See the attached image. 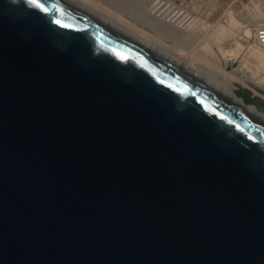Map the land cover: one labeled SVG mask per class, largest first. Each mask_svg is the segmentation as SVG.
I'll use <instances>...</instances> for the list:
<instances>
[{"label":"water","instance_id":"95a60500","mask_svg":"<svg viewBox=\"0 0 264 264\" xmlns=\"http://www.w3.org/2000/svg\"><path fill=\"white\" fill-rule=\"evenodd\" d=\"M0 264H264V128L78 0H0Z\"/></svg>","mask_w":264,"mask_h":264},{"label":"rangeland","instance_id":"374dc122","mask_svg":"<svg viewBox=\"0 0 264 264\" xmlns=\"http://www.w3.org/2000/svg\"><path fill=\"white\" fill-rule=\"evenodd\" d=\"M84 1L93 6V8L96 7L95 9L100 12L107 13L109 15L107 20L110 22L116 23L117 19L123 26L133 29L149 41L153 48L155 46H160V49L164 47V51L169 50L167 53H172L171 42L164 37L163 39L161 34L151 31L152 29L148 27V22L150 21L146 18H150L152 15L146 10L144 11L145 5L149 9L152 4L156 6L158 2L160 5L166 3L164 9H168L170 12L174 10L173 15L177 13L175 17H180L181 27L182 24L183 27L185 26L184 29L178 30V33L188 36L186 43L189 48L184 49L183 53L181 51L179 56L182 59L186 56L184 60L194 68H203L205 73L215 75L219 80L222 78L223 83L220 88H225L223 85H237L241 94L247 92L253 98L262 101L264 105V89L255 85V81H260L261 84H264V68L260 66L261 63L259 61L247 55V45L241 43L238 39L247 28L250 34H247L249 39L247 36L246 38L250 44L259 43L258 45L264 46V30H260L264 27V0H138L139 3L141 1L143 3V11H139L140 16L138 17L137 15H127L124 9L117 10L112 5H108L101 0ZM147 1L150 3H147ZM144 12H147L149 16L147 17L148 14ZM136 18L140 20L138 21ZM222 20L228 21L223 24ZM186 32H191V35H187L188 33ZM258 38L260 39L258 40ZM155 43L156 45H154ZM227 43L232 50L231 55H229L230 52H226L228 49L225 50ZM230 71L231 74L229 73ZM242 75L251 77L250 87H246L241 82L239 78H245ZM205 84L207 83L205 82ZM251 88H254L259 94H255L254 89L252 90Z\"/></svg>","mask_w":264,"mask_h":264},{"label":"bare ground","instance_id":"6f19581e","mask_svg":"<svg viewBox=\"0 0 264 264\" xmlns=\"http://www.w3.org/2000/svg\"><path fill=\"white\" fill-rule=\"evenodd\" d=\"M78 1L81 2L82 4L86 5L90 9L94 10L102 18H104L106 20H107V18H109V15H107V13L100 12L99 10L95 9L96 7L93 8V6L89 5L84 0H78ZM101 1L106 2V4H108V5H112V7L117 9V10L124 9L126 11L127 15L128 14H130L132 16L137 15V17H138V16H140L139 11H143V9H142L143 3H142V1L139 3L138 0H101ZM148 1H147V3H150ZM165 4L160 5L158 2L156 6H154V4L149 6V9H147L148 6L145 5L146 8L144 9V11L146 10L150 15H152L151 17H153L152 19H151V17L146 18V19H149V21H150V22L147 21L148 27H150V29H152L151 31H155V32L161 34L162 38L164 37L171 42L170 46H171V50L173 51L172 53H167V52H169L168 49H167L168 51H166V50L164 51V47L162 49H160L159 45H158L159 47L155 46L153 48V45L149 41H147L145 38H143L141 35H139L133 29H131L127 26H123L117 19H116V23L113 22V24L124 29L141 46H143L151 54V56L153 58L162 62L165 65L176 68L181 73L188 76L189 78H191L192 80H194L195 82H197L198 84H200L201 86H203L204 88H206L207 90L212 92L214 95H216L217 97H219L220 99L225 101L227 104H229L234 109H236L237 111L242 113L244 116L253 120L258 125H260L261 127L264 128V112L258 110L253 104L244 103L242 98L236 94V90L238 89L237 85H230V84L228 86L223 85L225 88H220V85L223 83L222 78L219 80L215 77V75H209L208 73H205L203 68L202 69L201 68H194L191 64L187 63L186 60H184L186 56L184 57V59H182L181 56H179L181 54V51L183 53L184 49L186 50L189 48V46L186 43L188 36L186 37V35L178 33V30L184 29L185 26L183 27V24H182V27H181L180 17L179 16L175 17V15L177 13L175 15H173L174 10L170 12L168 9H164ZM171 6H173V5H171ZM138 13H139V15H138ZM149 14L147 15V17L149 16ZM141 15H142V13H141ZM142 17H144V16H142ZM146 19H145V22H146ZM137 20L139 21L140 19H137ZM227 21L228 20H225V21L222 20V23L224 24ZM248 21H249V19H248ZM146 24H145V26H147ZM184 32H185V30H184ZM188 32H186V33H188ZM249 32L250 31L246 28V31L244 30L243 35L239 36L238 39L241 41V43L247 45V48H248L247 55L252 57L254 60L259 61L261 63L260 66H262L264 68V48H263L264 46L262 47L261 45H258L259 43L258 44H256V43L250 44V42L247 40V38L249 36L247 34H250ZM190 33H188L187 35H189ZM193 36H194V34H193ZM246 36H247V38H246ZM195 37H198V36H195ZM259 39L260 38H258V40ZM258 40H256V41H258ZM159 43H160V41H159ZM260 44H262V42H260ZM154 45H156V43ZM164 46H165V44H164ZM161 47H162V45H161ZM225 47H227V48H225V50L228 49V50H226V52H230L229 55H231L232 50L229 48V44L227 43L225 45ZM229 73L231 74V71ZM242 76L245 78H239L241 80V82L244 83V85L246 87H250V84L252 81L251 77L245 76V75H242ZM252 79H253V77H252ZM205 82L207 84H205ZM255 83H256L255 85L257 87L264 89V84H261L260 81H255ZM251 89L253 90L254 88H251ZM253 91L255 92V94H257V95L259 94L255 89Z\"/></svg>","mask_w":264,"mask_h":264},{"label":"built area","instance_id":"2783aa9c","mask_svg":"<svg viewBox=\"0 0 264 264\" xmlns=\"http://www.w3.org/2000/svg\"><path fill=\"white\" fill-rule=\"evenodd\" d=\"M260 30H261V31L264 30V27H263V29H260Z\"/></svg>","mask_w":264,"mask_h":264},{"label":"trees","instance_id":"16d2710c","mask_svg":"<svg viewBox=\"0 0 264 264\" xmlns=\"http://www.w3.org/2000/svg\"><path fill=\"white\" fill-rule=\"evenodd\" d=\"M262 103V102H261ZM263 104V103H262Z\"/></svg>","mask_w":264,"mask_h":264},{"label":"clouds","instance_id":"9594fccd","mask_svg":"<svg viewBox=\"0 0 264 264\" xmlns=\"http://www.w3.org/2000/svg\"><path fill=\"white\" fill-rule=\"evenodd\" d=\"M262 102V101H261Z\"/></svg>","mask_w":264,"mask_h":264}]
</instances>
